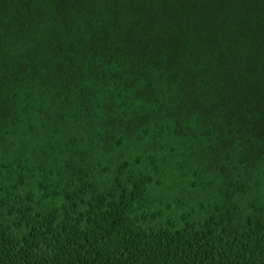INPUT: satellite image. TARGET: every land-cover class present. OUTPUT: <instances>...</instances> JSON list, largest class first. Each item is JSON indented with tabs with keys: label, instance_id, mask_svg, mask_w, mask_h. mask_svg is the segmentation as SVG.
Wrapping results in <instances>:
<instances>
[{
	"label": "trees",
	"instance_id": "16d2710c",
	"mask_svg": "<svg viewBox=\"0 0 264 264\" xmlns=\"http://www.w3.org/2000/svg\"><path fill=\"white\" fill-rule=\"evenodd\" d=\"M0 264H264V0H0Z\"/></svg>",
	"mask_w": 264,
	"mask_h": 264
}]
</instances>
